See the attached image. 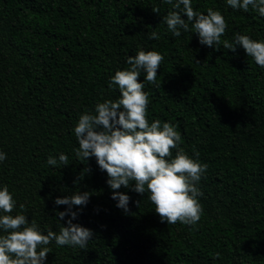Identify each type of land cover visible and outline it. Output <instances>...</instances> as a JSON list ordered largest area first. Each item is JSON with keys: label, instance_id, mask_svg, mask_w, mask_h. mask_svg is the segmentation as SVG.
I'll return each mask as SVG.
<instances>
[{"label": "trees", "instance_id": "16d2710c", "mask_svg": "<svg viewBox=\"0 0 264 264\" xmlns=\"http://www.w3.org/2000/svg\"><path fill=\"white\" fill-rule=\"evenodd\" d=\"M192 6L224 16L219 49L201 45L191 30L174 37L163 19L174 9L165 0H0V151L7 154L0 188L16 200L11 214L35 220L44 234L59 233L70 217L59 220L56 213L68 206L54 200L91 194L72 211L73 223L93 238L84 249L51 242L45 264H264V68L242 47H223L237 32L264 41V17L227 0ZM153 31L160 39L148 38ZM140 50L164 57L156 84L139 77L150 101L147 119L174 125L179 146L207 164L196 225L162 223L149 193L132 191L134 181L118 190L130 197L125 213L96 158L74 151L79 116L119 98L111 77Z\"/></svg>", "mask_w": 264, "mask_h": 264}, {"label": "clouds", "instance_id": "9594fccd", "mask_svg": "<svg viewBox=\"0 0 264 264\" xmlns=\"http://www.w3.org/2000/svg\"><path fill=\"white\" fill-rule=\"evenodd\" d=\"M165 3L174 9L163 18L174 37H179L181 30H191L198 34L201 45L219 49L227 28L220 11L212 8H208L207 14L195 11L192 0H175L174 3L173 0H165ZM227 4L245 12L251 6L264 17V0H227ZM153 11L158 13L159 9ZM182 16L187 19H182ZM148 38L160 39L155 31ZM237 46L264 68V41L253 40L239 32L234 34L231 42L223 41V47L232 52ZM163 60V55L154 50H140L128 57L130 67L116 71L109 83L110 88L117 86L119 98L97 103L94 114L85 112L79 116L74 127L78 148L74 151L82 160L96 158L100 170L107 173V184L113 190L111 198L118 201L116 206L125 213L129 211L130 197L118 190L121 186L128 188L134 181L132 191L149 193L162 223L196 225L203 212L198 200L202 192L197 185L207 170V164L193 159L179 146L181 135L174 125L162 123L159 119L149 122V96L144 91V83L139 82L141 73H144V81L156 84ZM173 149H176L174 157ZM195 155L198 157L199 153ZM5 159L7 154L0 151V162ZM47 163L56 166L57 159L49 156ZM59 163L68 165V156L61 153ZM89 171V168L84 169L80 179ZM90 195L89 192H77L69 197L56 198L55 205L68 206L65 211L56 213L59 220H64L66 216L70 218L66 221L67 226L60 227L59 233L49 229L44 234L35 220L29 222L24 214H11L16 208V200L6 185L0 188V213H3L0 215V264H45L47 254L51 252L48 245L53 241L58 247L86 248L94 232L73 223L78 213L72 211V206H86ZM20 208L25 210L23 204Z\"/></svg>", "mask_w": 264, "mask_h": 264}]
</instances>
